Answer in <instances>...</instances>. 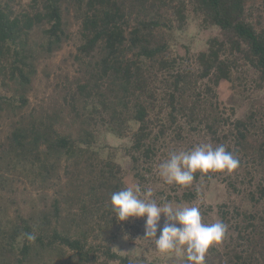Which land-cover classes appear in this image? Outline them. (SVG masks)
<instances>
[{"label":"trees","instance_id":"trees-1","mask_svg":"<svg viewBox=\"0 0 264 264\" xmlns=\"http://www.w3.org/2000/svg\"><path fill=\"white\" fill-rule=\"evenodd\" d=\"M254 2L0 0V87L10 92L0 91V212L3 193L17 203L19 181L39 193L25 200L26 212L0 219V264H135L111 245L134 219L118 222L111 196L130 187L129 173L147 180L142 169L151 170L167 135L203 136L239 160L233 172L243 168L239 181L252 183L249 201L260 205L220 211L221 222L237 232L230 239L238 238L224 264H264V124L254 109L237 117L219 92L222 83L236 88L240 65L253 67L264 89V29L247 13ZM192 15L219 34L205 50L182 53L172 30L184 29ZM74 37L71 54L82 76L63 104L31 107L39 64ZM101 130L131 139L128 169L113 153L100 154ZM212 173L197 171L194 180Z\"/></svg>","mask_w":264,"mask_h":264},{"label":"rangeland","instance_id":"rangeland-1","mask_svg":"<svg viewBox=\"0 0 264 264\" xmlns=\"http://www.w3.org/2000/svg\"><path fill=\"white\" fill-rule=\"evenodd\" d=\"M254 1L253 4L247 6V13H252L253 22L261 21L259 22L260 24L256 22V27L259 30L264 29V16L263 14L260 16L262 12L258 10L261 7L260 0ZM27 2L28 0H22L24 6L27 5ZM77 30L78 23L74 22L72 31L76 33ZM172 31L174 32V40L178 50L184 53L186 47H188L191 54L205 50L208 46V39L219 34V28L217 26L205 28L200 24V20L193 15L190 17L189 23L184 29L180 30L176 28ZM77 43V38H70L59 51L41 61L38 74L33 83V88L28 95L31 107L39 108L40 105H44V107L48 108L53 103L58 102L63 104L64 96L74 84V79L82 76L71 54L76 51ZM254 70L251 66H238L234 73V75H238V78H234L236 88H231L229 83H222L219 87V92L221 98L228 105L235 107L237 117H245L247 112L254 109L257 112L256 118L259 120V125H261L264 124V89L257 87L256 80L258 75ZM0 91L1 93L10 94L9 91L1 87ZM132 127L136 128L137 124L134 123ZM101 131L102 133L99 135L100 138L96 145L100 154L107 156L109 153H113L117 161L125 169H128L130 160L126 154V147L130 145L131 139L129 137H118L114 133L106 130ZM166 137V141L161 145L163 147L154 160L151 170L144 171L142 169L145 172L147 180L140 182L132 173L127 174L128 185L133 188L139 186L141 199L148 198L153 200L158 206L171 203L173 206L198 207L204 224L221 221V210H229L232 213V208L234 207H238L241 210L246 207L250 210L260 205V202L253 201L256 204L253 205L252 201H249L250 196L247 194L253 186L248 181H239L240 176L238 175L243 171L241 167L238 172H214L210 178L202 177L199 180H193L192 184L187 187L180 186L176 183H166L160 176V165L169 158L170 153L190 151L195 146L209 144L206 138L197 135L191 137L185 136V139L174 138V140H170V135ZM191 143L193 145H190ZM162 151H165L166 155H162ZM233 180L237 184L238 189H235L229 184ZM256 183L254 182L253 184ZM34 189L28 182L25 184L24 181H19L17 185L16 204L9 203L6 198V193H3L6 211L4 209L3 211L5 213L3 211L0 212V219H3L4 215H6L5 218L8 216L13 217L18 210L26 212L28 207H30V203H26L25 200L27 199L28 201L31 198L30 195H33L38 200L39 193ZM149 191L151 192V196L147 197ZM184 192H193L194 196L190 200L182 199L181 197ZM145 220L146 217L134 218L130 228L120 233L111 242L113 249L130 259H134L135 264H189L186 258V250L182 249L179 253L175 251L161 253L156 246L155 238H145ZM164 223L165 217L162 214L159 227L162 228ZM230 232L236 237L237 232L233 231V229H228L223 241L219 245L209 249L205 258L206 264H224V255L227 246H232L238 242V238L232 242ZM107 234L109 235L110 232ZM158 235L159 230L157 232ZM243 247H248V244L239 246V249ZM256 253L257 256L260 255V251L257 250Z\"/></svg>","mask_w":264,"mask_h":264},{"label":"clouds","instance_id":"clouds-1","mask_svg":"<svg viewBox=\"0 0 264 264\" xmlns=\"http://www.w3.org/2000/svg\"><path fill=\"white\" fill-rule=\"evenodd\" d=\"M238 166L239 160L223 145L213 148L210 144H204L195 146L190 151L170 153L169 158L160 165V176L168 184L176 183L187 187L192 184L197 171L203 174L231 173ZM140 191L139 186H136L112 194L111 206L118 222L146 217L145 238H155L161 253H179L184 249L189 264H206V254L210 248L223 241L227 225L221 221L204 224L198 207L173 206L171 203L158 206L153 200L141 199ZM150 196L149 191L147 197ZM162 214L165 223L160 228ZM27 239L34 241L36 237L27 234Z\"/></svg>","mask_w":264,"mask_h":264}]
</instances>
